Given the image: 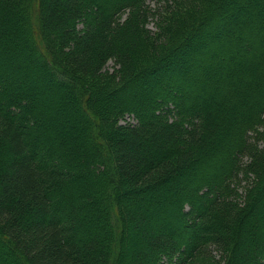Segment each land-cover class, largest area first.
Listing matches in <instances>:
<instances>
[{
  "label": "trees",
  "instance_id": "1",
  "mask_svg": "<svg viewBox=\"0 0 264 264\" xmlns=\"http://www.w3.org/2000/svg\"><path fill=\"white\" fill-rule=\"evenodd\" d=\"M0 264H264V0H0Z\"/></svg>",
  "mask_w": 264,
  "mask_h": 264
},
{
  "label": "rangeland",
  "instance_id": "2",
  "mask_svg": "<svg viewBox=\"0 0 264 264\" xmlns=\"http://www.w3.org/2000/svg\"><path fill=\"white\" fill-rule=\"evenodd\" d=\"M149 27L151 28L152 27V24L149 25ZM111 66V63L108 64L107 67L110 68ZM4 88H8V85L4 84L2 85V88L1 89H4ZM25 103V102H24ZM22 110V109H21ZM5 111L8 112L10 115H12L13 117L17 116V112H14V110L10 107H6L5 108ZM125 122H129V123H134V120L132 117H128V118H125ZM25 123V122H24ZM30 122L29 121H26L25 125L29 124ZM30 135H31V132H29Z\"/></svg>",
  "mask_w": 264,
  "mask_h": 264
}]
</instances>
